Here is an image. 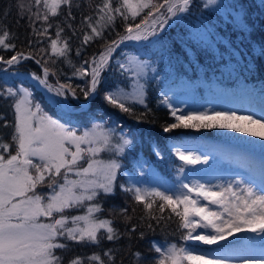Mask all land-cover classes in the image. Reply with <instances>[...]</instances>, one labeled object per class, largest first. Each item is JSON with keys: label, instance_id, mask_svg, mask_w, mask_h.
I'll return each mask as SVG.
<instances>
[{"label": "snow or ice", "instance_id": "obj_1", "mask_svg": "<svg viewBox=\"0 0 264 264\" xmlns=\"http://www.w3.org/2000/svg\"><path fill=\"white\" fill-rule=\"evenodd\" d=\"M193 4L194 0H89L90 12L82 14L76 27L73 8L82 7L77 0H29L27 5H18L20 19L26 20L31 30L23 46H18V35L0 20V99L10 101L13 112L11 121L0 115V126L11 129L7 139L0 134V264H65L64 255H57V250L67 253L73 245L118 242L123 234L112 218L102 216L101 203V197L115 195L117 188L129 194L135 205L142 206L141 219L147 221L150 230L153 222L160 226L171 221L173 215L178 218L179 228L186 230L181 236L186 242L220 245L237 233L264 234V182L258 188L242 180L216 186L199 181L181 182L177 191L141 187L133 177L127 183H119V177L127 175L122 171L121 158L130 151L133 139L122 130L117 133L103 120L81 130L67 118L75 111L74 102H79L76 106L81 115H87L99 99L103 106L143 123L151 111L147 88L150 79L155 78L148 74L156 73L157 69L150 58H142V55L150 57L151 51L133 54L125 52L122 46L127 47V42H137L138 47H146L139 42L160 44L161 34L170 21L182 19ZM213 5H217V0H206L203 7ZM57 17L62 19L56 21ZM118 20L122 32L115 31ZM236 20L239 27H245L239 14ZM53 27L54 39L49 34ZM66 28L71 35L62 36ZM113 32L115 38L109 39ZM73 37L80 40L77 56L85 46L97 41H102V48L77 66L69 58ZM43 38H48L47 48H39L38 52L49 59L64 58L72 64V76L83 80V86L62 83L58 73L48 67V61L38 58L33 48ZM208 41V32L194 29L185 42ZM260 55L264 56V48ZM30 60L41 66V73L25 74L17 70V66ZM110 70L118 74L114 83L107 79ZM52 76L57 77L55 83L50 82ZM13 78L34 81L35 87L49 94L48 103L60 115L50 114L35 99L32 86L10 83ZM160 103L172 117V122L162 125L163 133L177 129H229L264 140V114L257 118L237 115L232 110L179 109L166 94ZM137 105L143 106L144 111L138 113ZM182 148H173L175 156L183 162L179 173H184L183 165L208 163L207 156ZM153 151L161 157L159 148ZM138 163L143 175L147 162ZM73 211L81 214H72ZM128 211V207L118 209L130 222ZM137 227L132 224L129 233H136ZM144 236L140 231L139 238ZM152 249L155 257L134 252L136 264H236L232 257L242 251L221 246L219 254L210 255L176 243L165 247L158 242L152 244ZM67 264H117V260L114 249L109 248L89 256L71 257ZM239 264H248V260L241 257Z\"/></svg>", "mask_w": 264, "mask_h": 264}, {"label": "trees", "instance_id": "obj_2", "mask_svg": "<svg viewBox=\"0 0 264 264\" xmlns=\"http://www.w3.org/2000/svg\"><path fill=\"white\" fill-rule=\"evenodd\" d=\"M28 2L29 0H0V20H3L4 24L18 35V46L26 44V38L31 35L27 21L21 20L19 17L18 8L19 4L27 5ZM205 2L206 0H194L190 11L182 14V19L174 18L173 21H170V26L161 34L160 44L147 45V42H139V45L146 47H138L137 42L127 43V46L137 48L140 54L151 51L150 58L156 64L157 72L148 74L150 78L153 76L155 78L150 79L147 88V103L151 111L143 123H138L127 114L103 106L99 99L93 103L92 111L87 115H81L79 107L76 106L79 102H74L75 111L67 117L71 120L88 123L92 117H95V111L99 110L108 116L109 121L122 120V125L128 127L127 132L134 141L130 151L121 158L122 163L128 170L134 171V164L146 161L144 167H148V169H144V179L152 187L157 185H164L167 188L174 187V185L179 187L178 168L183 162L172 151V144L178 141L192 139L212 145L218 144L233 150L231 154L237 159L251 156L250 150H255L264 157V140L251 138L244 133L229 132L227 129H201L198 131L177 129L171 133L162 131V125L172 122L169 109L160 103L164 94L169 97L172 104L180 102V96L184 94L183 96H187L191 104L201 111H234L237 107L233 106V103L240 102V99L251 100L253 97H259L264 100V56L260 55L261 48H264V2L262 0H217V5L204 8ZM77 3L82 7H74L73 14L76 16L74 23L76 27H79L82 14L87 15L90 8L89 0H77ZM9 12L10 14L6 17L3 15ZM237 14L245 27L238 26ZM61 19L62 17L55 18L56 21ZM139 19L138 17L137 22ZM194 29L208 32L209 41L199 45L195 42L186 43L187 34ZM115 31H123L119 20ZM49 34L51 38H55V27L49 29ZM64 35H71V31L66 28L62 36ZM108 38H115V32L109 34ZM48 42V38H43L39 45L34 46L33 51L38 53V58L48 61V67L58 73L62 83L67 81L73 85L83 86V80L72 76V64L79 66L83 59L98 53L102 48V41L85 46L81 50V55L77 56L76 49L80 47V40L73 37L71 40L72 52L69 54L72 64L65 62L64 58L51 57L49 59L44 53H39L38 49L47 48ZM17 70L25 74L31 72L39 74L42 71L41 66L31 60L17 66ZM117 77L118 74L115 73V70H110L107 73L110 83H114ZM16 79L18 78H13L10 83L18 85L19 81H22L32 86L35 96L43 106L60 115L57 109L48 103L49 94L45 90L35 87V82L29 78L19 81ZM56 79V76H52L50 82L55 83ZM188 91H191L193 97L186 94ZM82 100L83 97L80 98V102ZM136 111L138 113L144 111L143 106L137 105ZM0 115L12 120L13 112L10 101L0 99ZM10 133L11 129L0 126V134H3L5 139L10 136ZM154 145L161 150V157H157L151 150ZM183 167L186 170L193 165H183ZM127 182L125 176L119 177V183ZM101 203L104 207L102 216L115 221L114 226L123 234L121 239L118 242L104 240L100 246L73 245L72 251L67 253L57 250V255H64L65 264L71 257L89 256L109 248L114 249L117 264H120L121 261L122 264H136L133 256L136 251L147 257L157 255L152 249L154 242L165 247L171 243H176L178 246L194 243L181 239L186 230L179 228V220L174 215L171 221L160 226H156L153 222V229H148L147 221L141 219L144 215L142 206L135 205L131 201L130 195L119 188L115 195L101 197ZM120 207H128L130 222L119 214ZM167 211L169 210L166 209V213ZM72 214L81 213L73 211ZM132 224H136L138 227L136 233L130 234L128 230ZM140 231L145 233L143 239L139 238ZM242 233H245L244 236L251 234V232ZM261 240L264 241V236ZM206 246L214 247L216 245Z\"/></svg>", "mask_w": 264, "mask_h": 264}, {"label": "rangeland", "instance_id": "obj_3", "mask_svg": "<svg viewBox=\"0 0 264 264\" xmlns=\"http://www.w3.org/2000/svg\"><path fill=\"white\" fill-rule=\"evenodd\" d=\"M123 50L125 52H130L133 54H140L138 49L134 48L133 46H127V47L123 46ZM142 58H150V57H146L142 55ZM151 61L153 63V66L156 67L155 61L152 59ZM19 80L20 79H16V81ZM19 82H20L19 84L23 83L24 86H29L25 82L22 81ZM186 94H188L189 97H193L191 96V91H188ZM183 95L180 96L181 99L180 102H175L173 104L174 107L184 110L201 111V109H198L197 107H194L193 104H191L187 96H183ZM35 99L38 100L37 96H35ZM234 103L233 106L237 108L233 110L236 111V113H239V115H255L257 118H259L262 114H264V100L259 97H253V99L251 100L240 99V102L236 101ZM220 109L223 108L220 107ZM46 110L49 111L50 114L58 115L57 113L52 112L49 109ZM95 114H96L95 117H92V119H90L88 123L83 122L81 120H77V121L72 120L73 126L83 130L86 127H90L91 123L103 120L108 127L115 128L117 130V133H119L122 130L124 134L128 135L129 138H132L131 135L128 134L127 132L128 127L122 125L121 123L122 120L115 119L116 121H109L108 116L99 110L95 111ZM229 132H234V131L229 130ZM238 134H242V133H238ZM249 137L259 139L257 137H252V136ZM174 146H183L182 150L191 151L197 155L207 156L208 158L207 164H203V163L196 164L193 165V167L187 168L184 171V173H179L178 178L180 180V183L183 182V183L191 184L194 181H199L208 186H216V185H227L228 183H234L237 180H242L245 181L246 183H251L253 187L258 188L261 182H264V157L261 156L259 152H255V150L249 151L251 156L249 157L244 156L243 158L241 157L240 159H237L235 156L231 154L233 150L226 149L218 144L212 145L201 141H194L191 139V140L178 141L172 144V151ZM153 148H156V146L154 145L151 147L152 151ZM134 168H135L134 171H132V170H128V168L124 166V169L122 171H126L127 175H122V176H125L128 181H129V177H133L135 181L139 182L138 186L152 187V185H150L144 179V174L143 175L140 174L139 163L134 164ZM144 169H148V167H143V172ZM156 187H160L162 190L165 189H170L172 191L179 190V187H177L176 185H174V187L171 186L170 188H167L164 185H157ZM244 235L245 233L242 232L237 233L235 236L229 237L227 241H221L220 245H216L214 247H209L200 244L199 242L196 241H190L194 243L193 244L190 243L189 245H184V246L189 248H195L197 252L200 251L208 252L210 255L219 254L221 246H224L226 248L235 247L238 249H242V251L238 255L232 257V259L236 261V264H239V260L241 257L246 258L248 260V264H264V241L261 240L264 234L251 233L250 235L247 236Z\"/></svg>", "mask_w": 264, "mask_h": 264}, {"label": "water", "instance_id": "obj_4", "mask_svg": "<svg viewBox=\"0 0 264 264\" xmlns=\"http://www.w3.org/2000/svg\"><path fill=\"white\" fill-rule=\"evenodd\" d=\"M127 43H133V42H127Z\"/></svg>", "mask_w": 264, "mask_h": 264}]
</instances>
